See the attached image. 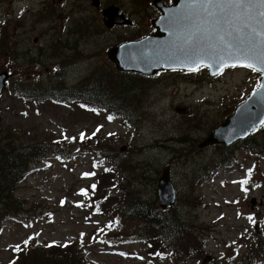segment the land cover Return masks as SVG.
<instances>
[{"label": "rangeland", "instance_id": "1", "mask_svg": "<svg viewBox=\"0 0 264 264\" xmlns=\"http://www.w3.org/2000/svg\"><path fill=\"white\" fill-rule=\"evenodd\" d=\"M58 1H0V24L5 26H0V41L6 37V46L0 51V72L12 73L0 96V131L4 127L18 133L25 145L43 144L48 151L45 161L14 190L12 197L27 214L10 217L1 225L0 264H12L18 248L66 243L80 251L84 263L78 264H249L246 257L253 258L264 247V137L259 133L254 136L260 146L254 147L260 152L252 156L254 140L236 142L228 149L198 147L233 112L234 105L257 87L259 74L245 68L227 69L212 79L206 69L190 76L180 71L153 77L135 74L150 79L140 80L144 89L137 93V104L133 102L131 110L125 111L128 124L71 102L21 101L14 91L18 80L54 87L46 75L56 69L66 87L82 86L85 91L92 87L93 72L109 68L119 73L105 51L121 38L131 40L143 32L142 26L152 29L151 21L159 15L155 7H140L133 0H100L103 7L98 10L91 0ZM161 1L171 4V0ZM110 4L133 23L107 28L101 13ZM86 18L88 21L82 22ZM126 88L133 89L132 83ZM118 90L114 85L106 95L115 98ZM119 106L123 107L122 102ZM97 138L120 150L128 145L132 161L150 164L153 179L142 187L140 195L156 201L158 208L157 181L164 167L170 168L177 192L169 209L174 212V222L193 223L198 230L192 231L202 241L197 244L186 235L190 239L186 244L192 242L195 248L182 262H177L175 254L163 259L150 254L142 243H121L130 238L128 233L118 232L112 217L91 212L89 196L80 192L94 184V174H101L102 169L93 163L95 155L89 152ZM179 139L191 147L198 170L204 167L205 176L192 179V162L175 158L174 147L182 148L176 143ZM57 148L73 156L62 161L52 153ZM223 155L232 162L219 167ZM101 186L105 191L111 189L109 181L100 182ZM168 216L173 221L171 212ZM176 250L181 258L187 255L183 248ZM255 262L264 264V259Z\"/></svg>", "mask_w": 264, "mask_h": 264}, {"label": "trees", "instance_id": "2", "mask_svg": "<svg viewBox=\"0 0 264 264\" xmlns=\"http://www.w3.org/2000/svg\"><path fill=\"white\" fill-rule=\"evenodd\" d=\"M131 2L133 4L134 2H139L140 7H151L148 0H133ZM91 19L93 20V18ZM85 21H88V19L86 18L82 22ZM0 26H4V24H0ZM141 29L143 32H140L131 40H138L151 32L150 28L142 26ZM5 30L7 32V29ZM71 31H74V29L71 28ZM93 32L90 34H93ZM125 41H130V38H121L118 43ZM5 43L6 37L0 41V51L5 48ZM55 72L54 70L52 74L46 75L47 82L55 85L54 87L43 88L35 80L26 85L18 80V83L14 85L16 96L23 101L31 103L45 100L54 103H76L83 108L105 112L113 118H120L123 124H128L129 118L125 116V111L127 109L131 110L132 105H134L133 102L135 105L137 104V93L144 89L140 80L150 79L131 73H116L112 69L105 68L100 70L99 73L93 72L90 75L92 87L90 90L85 91V89L81 88L82 86L78 87L80 88L79 90L77 86L66 87L67 84L62 75ZM184 74L187 76L192 75V73ZM130 82L133 89L126 88ZM114 85L119 87V94L115 98H110L106 94L110 92L109 89ZM122 87L123 91H121ZM121 102L123 104L122 108L119 106ZM127 105H129V108H125ZM136 108L140 107L136 106ZM254 136L250 137L246 142L254 140L251 142L250 147L259 148V144L255 143L258 137ZM259 136L264 137V133ZM20 140L18 133L7 131L2 127L0 131V229L1 224L6 219L16 215L26 216L25 214L27 213H24L21 203L12 197L14 190L33 168L45 161L48 154L47 148L43 144L37 145L33 143L25 145ZM95 141L94 146L89 145V152L95 155L93 163L100 167L99 169H102L101 174L99 176L94 174V184L89 189H82L80 192L81 195L89 196V203L92 206L91 212L112 217L114 222L118 224L116 225L117 231L128 233L131 240L130 238L126 241L122 240L120 241L121 243H142L148 246L147 249L150 254L154 252L159 258L164 256L171 258L175 254L174 257L179 259L177 262H182L195 248L192 242L186 244V241L192 239L197 244L202 243L198 233L195 234L192 231L194 229L198 230V227H195L193 223H175L173 210L161 211L156 201L145 199L143 195H140L142 187H145L149 180L153 179V173L152 175L149 173V163H142L139 160L132 161L131 156H129L128 145H126L125 149L120 150L114 144L103 143L100 138L95 139ZM176 143L182 145V148L177 149V147H174L176 150L175 158L180 161L185 160L187 163L192 162L190 164L193 167L191 172V174L193 173L192 179L204 174V167L198 170L199 164L194 160L195 154L192 152L191 147L187 145V142L179 139ZM256 148L251 151L260 152ZM52 153H56L62 161L68 160L73 156L63 148H57ZM228 160L229 157L223 155L220 162ZM159 173L160 171L158 170L155 175L158 176ZM102 181L103 183L109 181L111 185L110 191L102 190V186L98 187V184ZM154 181H157V177ZM93 185H95V188H93ZM114 190L115 192H113ZM170 212L173 221L168 216ZM187 234L190 235V239L186 238ZM107 244L113 247L112 241L108 240ZM42 246L44 245H41V247L29 245L25 246L23 250L18 248L13 252L14 260L12 264H78V262H83V257L79 256L80 251L72 247L74 245L66 243L61 246L53 244ZM179 247L183 248L185 253H187L183 258L178 255V250H176ZM262 249L264 247H260L257 255H254L253 258L251 256L246 257L249 264H254L259 259L263 254Z\"/></svg>", "mask_w": 264, "mask_h": 264}, {"label": "water", "instance_id": "3", "mask_svg": "<svg viewBox=\"0 0 264 264\" xmlns=\"http://www.w3.org/2000/svg\"><path fill=\"white\" fill-rule=\"evenodd\" d=\"M92 6L98 8V0H92ZM153 6L159 12L158 17L151 22L154 33L138 41L112 47L108 51V59L115 65L117 71L133 72L144 76H154L162 71L187 72L193 60L189 59L182 49L191 50L197 42L205 51L210 44L221 47L210 23H204L205 17L203 14H198L197 9L186 7V0H172L169 6L164 5L160 0H154ZM102 22L107 28L115 25H131V21L126 19L124 14L119 13V8L114 6L103 10ZM193 32L196 35L186 44L185 41ZM198 58L203 60L201 67L208 70L210 77L220 73L217 71L219 61L212 63L203 52ZM9 76L6 71L0 72V94ZM262 121H264V76L260 74L258 87L236 107L232 115L204 139L199 147L231 146L259 128L263 124ZM157 194L161 209L165 210L174 205L175 190L170 181L168 167L162 170L158 178Z\"/></svg>", "mask_w": 264, "mask_h": 264}, {"label": "snow or ice", "instance_id": "4", "mask_svg": "<svg viewBox=\"0 0 264 264\" xmlns=\"http://www.w3.org/2000/svg\"><path fill=\"white\" fill-rule=\"evenodd\" d=\"M186 7L204 15V23H210L221 45L218 48L210 44L205 51L197 42L191 50L182 49L193 60L189 71L200 70L203 60L198 57L203 52L212 63L219 61L218 72L228 67H241L264 76V0H186ZM195 35L193 32L185 43ZM112 118L108 117L109 120Z\"/></svg>", "mask_w": 264, "mask_h": 264}, {"label": "flooded vegetation", "instance_id": "5", "mask_svg": "<svg viewBox=\"0 0 264 264\" xmlns=\"http://www.w3.org/2000/svg\"><path fill=\"white\" fill-rule=\"evenodd\" d=\"M63 2V0H59L58 1V3H62ZM100 3H101V1H100ZM101 6L103 7V5H102V3H101ZM108 51V50H107ZM107 51H105V53H107Z\"/></svg>", "mask_w": 264, "mask_h": 264}, {"label": "bare ground", "instance_id": "6", "mask_svg": "<svg viewBox=\"0 0 264 264\" xmlns=\"http://www.w3.org/2000/svg\"><path fill=\"white\" fill-rule=\"evenodd\" d=\"M73 33H74V32H73ZM73 33H72V34H73ZM164 168H165V167H164Z\"/></svg>", "mask_w": 264, "mask_h": 264}]
</instances>
